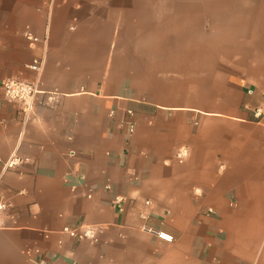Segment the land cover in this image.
I'll use <instances>...</instances> for the list:
<instances>
[{
	"label": "crops",
	"instance_id": "1",
	"mask_svg": "<svg viewBox=\"0 0 264 264\" xmlns=\"http://www.w3.org/2000/svg\"><path fill=\"white\" fill-rule=\"evenodd\" d=\"M5 79L0 264H264V0H0Z\"/></svg>",
	"mask_w": 264,
	"mask_h": 264
},
{
	"label": "built area",
	"instance_id": "2",
	"mask_svg": "<svg viewBox=\"0 0 264 264\" xmlns=\"http://www.w3.org/2000/svg\"><path fill=\"white\" fill-rule=\"evenodd\" d=\"M25 38L28 41L36 42L37 39L33 38L30 34H26ZM34 72L39 73L42 69V61H33L28 67ZM1 98L4 103L14 105L17 107L19 114L24 120L32 114L34 102L36 97L42 93L41 84L39 81L35 82H22L15 79H5L0 83ZM133 112L127 111V120L124 123L125 133L128 137L132 136L135 130V123L133 121ZM253 117L257 122H260L262 112L260 109H256L253 112ZM188 154L186 149H180L176 153V159L181 162L182 159ZM74 153H70L73 156ZM20 163L19 159L12 158L10 161L4 164V169H12ZM109 185L105 186V189H109ZM9 205L5 201H0V229L2 226V215L8 210ZM211 213V211H209ZM101 229L94 227H77V228H66L64 232L72 235L75 239L90 240L94 241L96 235ZM148 231L156 235L160 240L171 243L173 238L165 233L155 232L150 229Z\"/></svg>",
	"mask_w": 264,
	"mask_h": 264
}]
</instances>
